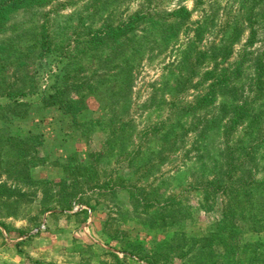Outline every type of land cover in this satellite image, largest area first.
I'll use <instances>...</instances> for the list:
<instances>
[{"label":"rangeland","instance_id":"rangeland-1","mask_svg":"<svg viewBox=\"0 0 264 264\" xmlns=\"http://www.w3.org/2000/svg\"><path fill=\"white\" fill-rule=\"evenodd\" d=\"M120 25L129 26L123 36L87 43ZM257 55L264 0H51L6 10L0 183L16 194L0 201V264H252L243 244L264 242V230L249 227L264 215L255 200L264 196ZM239 100L249 115L226 137L225 110ZM22 147L37 164L28 176L7 170ZM250 183L257 194L245 193Z\"/></svg>","mask_w":264,"mask_h":264},{"label":"trees","instance_id":"trees-1","mask_svg":"<svg viewBox=\"0 0 264 264\" xmlns=\"http://www.w3.org/2000/svg\"><path fill=\"white\" fill-rule=\"evenodd\" d=\"M50 1L51 0H3V1H0V16H3L4 12L8 9L12 10L14 8L24 6L26 4L43 6L45 4H48ZM128 28L129 26L123 27V25L117 26L115 28H111V27L104 28V29L102 28L98 30L96 33L88 35L87 43L91 47L96 48L100 46L101 44H104L109 38H112L115 36L117 37L123 36L124 34H126V29ZM251 36H250V39L254 40L253 33L251 34ZM263 59H264L263 55L256 56V60L254 64V74L256 76V80H255L256 82H259L260 77L264 75ZM227 77L228 75L226 74V72H224V78L229 80L230 78L229 77L227 78ZM219 84L225 87L226 89L228 88V83L227 82L223 83V80H220ZM226 93H228L230 96L236 99L237 91H235L234 88H229L226 91ZM237 95L238 97L243 96V94L239 95L238 93ZM210 99H212V95L210 94V92H208L205 96L201 97L200 99H197L196 103L201 104L208 100L210 101ZM225 115L227 118V123L224 129V134L226 135V137H229L241 126L242 122L248 117L249 105L245 101L239 100L237 104H234L231 108H228L225 110ZM23 141L25 142V140ZM225 144H226V150L229 151L230 147L228 146V143L226 142ZM36 165H37L36 163H32V164L28 162L26 163V150H25V147H22L18 149L13 162L8 166L7 170L8 172L21 173V174H25L28 176V169ZM260 183L264 184V180L261 181ZM252 192H256V189L253 188L252 183H250L248 190L245 189V193L251 194ZM15 194H16V191L13 188H11L10 186H7L6 183H0V201H4V202L8 201L12 197H14ZM259 194H264V191H260ZM255 200H256V203L264 210V196H261V198L259 197V199H255ZM223 210L224 211L222 212V219L227 220L231 216L229 214L230 206L227 204L223 208ZM252 219H253V222H251V219H250V223H249L250 230L253 232L263 231L264 230V215L261 218L255 219L252 217ZM232 220H233V225H237L238 219L232 218ZM243 245L255 253L253 257L259 258L256 260V263H254V259L251 256V259L249 260L251 261L252 264H264V242H261V241L249 242Z\"/></svg>","mask_w":264,"mask_h":264}]
</instances>
